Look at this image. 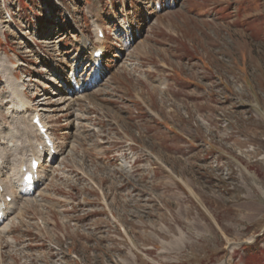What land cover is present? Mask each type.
<instances>
[{
	"label": "rangeland",
	"instance_id": "374dc122",
	"mask_svg": "<svg viewBox=\"0 0 264 264\" xmlns=\"http://www.w3.org/2000/svg\"><path fill=\"white\" fill-rule=\"evenodd\" d=\"M0 60L58 151L0 264H264V0H0Z\"/></svg>",
	"mask_w": 264,
	"mask_h": 264
},
{
	"label": "bare ground",
	"instance_id": "6f19581e",
	"mask_svg": "<svg viewBox=\"0 0 264 264\" xmlns=\"http://www.w3.org/2000/svg\"><path fill=\"white\" fill-rule=\"evenodd\" d=\"M95 27V31L97 32V30H99V26L97 25ZM101 44H99L98 46L102 48ZM81 45L84 49L90 48L87 45V41L85 39H82ZM94 50H96V48H93L91 52H94ZM97 63H99L98 59H92L90 66L92 67L91 64L95 66ZM0 72V81L7 88L8 99H6V101L11 102V107L14 111V121L13 125H11V130L9 131H12V140H15L13 141L15 143H13L12 145H15V148L13 147L12 149L8 147V144L6 143L7 133L3 132L6 126L0 123V188H2V191H0V201L5 207L3 213L6 219L7 216L10 217L11 213H14V210L16 209L14 207L16 206V198L18 199L22 196L27 195L25 199H29L31 189H35L38 186L39 182H41L42 175L41 170L39 169L40 166H38L36 170L38 178L34 185H23L20 183L18 179L20 169L24 166H28L32 158L36 160H42L45 157H48L49 160L55 159L57 157L58 151L55 145H53V147L49 149L43 146L39 135L36 132V129L31 124V119L33 116V113H29V111L33 108L31 100L25 97V94L22 91L19 82L17 81V77L11 71L10 66L7 64V62L4 60H0ZM92 79H94V76H92ZM88 84L89 83L82 82V84L78 85V90H80V88H84V86H87ZM55 93H53V95ZM41 111L46 112L48 111V109L40 107L39 111H35L34 113H38L41 117L45 116ZM47 127L49 128V126ZM17 150L21 153V155L25 153L26 156H19L15 158L12 151H16V153H18ZM51 150L53 152H51ZM51 162L52 163H48H54L53 161ZM12 180H14L13 183ZM12 184L14 185V187L12 186ZM6 196L11 197V200L9 202L6 201ZM9 220L5 225L3 224V221L0 220V228L2 227L1 232L8 231V227L10 225Z\"/></svg>",
	"mask_w": 264,
	"mask_h": 264
}]
</instances>
